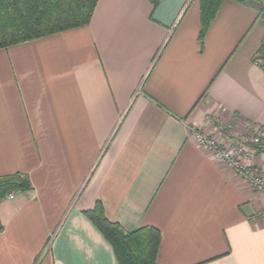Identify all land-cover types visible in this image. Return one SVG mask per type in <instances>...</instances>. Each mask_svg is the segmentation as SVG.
<instances>
[{"label":"crops","instance_id":"crops-1","mask_svg":"<svg viewBox=\"0 0 264 264\" xmlns=\"http://www.w3.org/2000/svg\"><path fill=\"white\" fill-rule=\"evenodd\" d=\"M199 29V0H98L86 25L0 48V176L31 182L0 202V264H118L83 213L98 200L158 228L156 264H264V200L188 135L264 121V23L224 0L202 48Z\"/></svg>","mask_w":264,"mask_h":264},{"label":"trees","instance_id":"trees-1","mask_svg":"<svg viewBox=\"0 0 264 264\" xmlns=\"http://www.w3.org/2000/svg\"><path fill=\"white\" fill-rule=\"evenodd\" d=\"M98 0H0V48L41 38L69 28L89 23ZM155 7L159 0H150ZM224 0H199L200 29L198 43L203 47L204 36ZM253 6L264 23V2L261 0H234ZM255 60L264 68V38ZM31 182L26 174L13 172L0 176V202L9 191H27ZM83 213L110 243L118 264H156L160 231L153 225L126 230L110 220L102 203ZM0 220V232L3 230Z\"/></svg>","mask_w":264,"mask_h":264},{"label":"built area","instance_id":"built-area-1","mask_svg":"<svg viewBox=\"0 0 264 264\" xmlns=\"http://www.w3.org/2000/svg\"><path fill=\"white\" fill-rule=\"evenodd\" d=\"M226 112V108H222ZM213 131L191 124L188 135L193 142L218 161L223 167L229 168L234 177L264 200V160L258 156L264 155V121L260 124L245 122L241 131H234L238 115L230 113L226 119L211 117ZM264 158V157H263ZM15 191H9L5 197L14 198ZM264 217V205L255 213V218Z\"/></svg>","mask_w":264,"mask_h":264},{"label":"rangeland","instance_id":"rangeland-1","mask_svg":"<svg viewBox=\"0 0 264 264\" xmlns=\"http://www.w3.org/2000/svg\"><path fill=\"white\" fill-rule=\"evenodd\" d=\"M261 1H263V2H264V0H261Z\"/></svg>","mask_w":264,"mask_h":264}]
</instances>
